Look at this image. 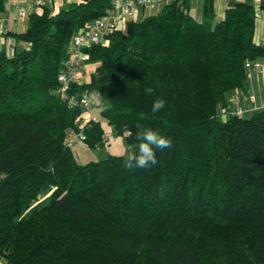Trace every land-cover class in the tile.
Segmentation results:
<instances>
[{"label": "trees", "instance_id": "trees-1", "mask_svg": "<svg viewBox=\"0 0 264 264\" xmlns=\"http://www.w3.org/2000/svg\"><path fill=\"white\" fill-rule=\"evenodd\" d=\"M112 2L40 5L7 33L14 52L0 49V264H264V110L220 117L264 57L257 7L240 1L215 21L205 0L198 21L189 0L168 1L86 47L95 69L61 92L71 38ZM95 94L131 146L152 128L172 147L146 169L115 154L78 163L71 131L106 141L100 120L83 122Z\"/></svg>", "mask_w": 264, "mask_h": 264}, {"label": "crops", "instance_id": "crops-1", "mask_svg": "<svg viewBox=\"0 0 264 264\" xmlns=\"http://www.w3.org/2000/svg\"><path fill=\"white\" fill-rule=\"evenodd\" d=\"M31 0H10L7 2L6 11L0 19V49L9 50V38L7 33L9 31H18L17 28L20 25L19 14L16 11L14 3H27ZM78 0H45L34 6L33 11L40 7V5H46L54 10H59L66 7L72 2ZM243 1L253 4L257 7V16L255 22V34L254 40L256 43L260 44L264 42V9L261 5L264 0H214L215 8V21L222 19L227 10L235 6L238 2ZM190 11L195 16L196 20L203 21L205 18L204 5L205 0H189ZM158 6L160 9L162 5ZM149 11L142 9L136 12L135 18L139 16L140 18ZM138 17V18H139ZM19 47H23L24 43H18ZM257 61L263 62V66L260 68H251L248 71L247 87L245 91L234 90L228 95L229 105L226 109L220 110V115L226 119L230 113H238L244 116H250L258 110H264V57H260ZM84 70L80 73V76L84 75ZM239 97L237 102L236 98Z\"/></svg>", "mask_w": 264, "mask_h": 264}, {"label": "built area", "instance_id": "built-area-1", "mask_svg": "<svg viewBox=\"0 0 264 264\" xmlns=\"http://www.w3.org/2000/svg\"><path fill=\"white\" fill-rule=\"evenodd\" d=\"M45 0H31L27 3H14L19 16L25 15L33 11L34 6L44 2ZM171 0H113L107 12L98 17L97 19L86 24L85 27L77 31L68 45V58L65 61L64 70L59 75L61 83L60 91L67 92V89L73 80H80L79 74L83 71V65L87 59L84 52L86 47L94 44L107 43V35L119 27H125L127 22L135 17L137 11L146 8H157L163 3ZM12 40L9 39V46L11 52ZM248 69L260 68L263 62L254 60L246 64ZM237 102L239 97L236 98ZM86 103V102H85ZM71 138L68 140V145L71 147L73 144L80 140H86V133L81 131H71Z\"/></svg>", "mask_w": 264, "mask_h": 264}, {"label": "rangeland", "instance_id": "rangeland-1", "mask_svg": "<svg viewBox=\"0 0 264 264\" xmlns=\"http://www.w3.org/2000/svg\"><path fill=\"white\" fill-rule=\"evenodd\" d=\"M7 2L9 3L10 0H7ZM38 10H41V8L37 7L34 11ZM146 10L149 11L150 14L159 12L158 7L154 9L146 8ZM28 13H26L25 15H21L20 25L17 28L18 31H23L28 27ZM138 17L139 16H137L136 18ZM138 19H140V17ZM95 67L96 63L85 61V64L83 65L85 74L83 76H80L79 74V77L81 78L79 79L88 80L90 78L91 72L95 69ZM84 105L85 109L83 113V122H86L89 119L100 120L103 128L106 131V141L102 144H97L95 147L89 146V144L84 140H80L77 143L73 144L71 146V150L77 162L80 164H86L90 161L102 160L111 154L126 156L127 151L131 147V144L126 139L125 134L118 133L116 131V127L110 124L108 120L104 118V115L102 113V109L110 105L109 101L100 94H95L90 97L89 102ZM220 117L222 119L224 118L221 115ZM70 135L71 134H69V139L71 138Z\"/></svg>", "mask_w": 264, "mask_h": 264}, {"label": "clouds", "instance_id": "clouds-1", "mask_svg": "<svg viewBox=\"0 0 264 264\" xmlns=\"http://www.w3.org/2000/svg\"><path fill=\"white\" fill-rule=\"evenodd\" d=\"M166 106V100L157 98L153 101L150 111L156 114ZM131 137L132 133H126ZM136 143L133 144L126 154L124 167L128 169H146L157 163L156 150H163L172 147V138L163 135L152 128H141L135 133Z\"/></svg>", "mask_w": 264, "mask_h": 264}]
</instances>
